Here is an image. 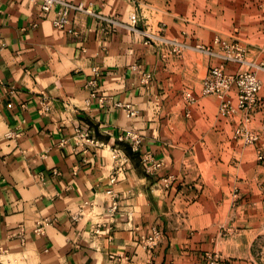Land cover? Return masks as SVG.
Masks as SVG:
<instances>
[{
	"label": "crops",
	"instance_id": "0c3cea01",
	"mask_svg": "<svg viewBox=\"0 0 264 264\" xmlns=\"http://www.w3.org/2000/svg\"><path fill=\"white\" fill-rule=\"evenodd\" d=\"M67 1L122 23L134 16L138 27L190 45L231 39L205 21L209 9L224 7L220 0ZM261 1L245 8L250 24L264 25ZM54 9L41 17L40 0H0V264H203L204 252L219 253L221 264H262L255 247L264 237V73L248 124L258 138L247 144L234 137L239 115L220 114L216 97L200 96L220 60L192 49L170 53L79 11L70 13V33L52 26ZM248 39L250 53L263 55L264 39ZM93 67L97 94L130 103L135 117L90 96ZM143 73L151 75L147 83ZM186 91L195 102L184 100ZM229 97L235 102L234 88ZM77 128L96 145L78 144ZM125 129L141 136L137 152L120 141ZM8 131L18 136L7 138ZM113 149L126 160L118 169ZM145 153L162 161L157 174H146ZM82 205L83 216L72 220ZM42 217L56 222L36 234ZM152 226L161 239L147 252L140 238Z\"/></svg>",
	"mask_w": 264,
	"mask_h": 264
},
{
	"label": "built area",
	"instance_id": "2783aa9c",
	"mask_svg": "<svg viewBox=\"0 0 264 264\" xmlns=\"http://www.w3.org/2000/svg\"><path fill=\"white\" fill-rule=\"evenodd\" d=\"M260 7L264 9V0L261 1ZM53 9V16L51 17L52 26L57 29L67 30L70 33H75V30L71 26L72 23L70 13L79 11L87 13L99 21L106 22L114 27H122L134 34H139L143 38V42L145 44L161 43L168 48L170 53L180 54L185 49H192L217 58L220 62L211 66L201 81L200 96L216 97L218 100V111L220 114L239 115L240 121L234 130L235 138H239L247 144L253 143L257 140L258 134L251 130L248 127V124L258 104V94L262 87V80L258 73H264V61L248 60L246 57L245 47L236 39H221L219 37H214L211 45H190L182 41L166 38L160 32H153L151 30L138 27L134 16L130 18L129 23H122L115 19L99 15L82 3L75 4L67 0H40L41 17H46ZM215 46L217 49H215ZM226 63L236 64L237 69L232 72H228L225 69ZM92 70L93 76L86 82V88L89 90L90 96L92 98H96L98 105L100 107L112 106L120 108L124 111L127 117H135L137 115V110H135L130 103H122L116 100L114 101L111 97L97 94L100 72L97 67H93ZM150 77V73H143L141 81L147 83ZM232 88L235 90V102H232L229 97V92ZM183 98L187 103H193L196 101V97L187 91L183 92ZM49 111L50 102L46 97H42L40 102V112L47 113ZM16 136H18V132L8 131L5 133V137L7 138ZM119 139L120 141H127L130 149L133 152H137L140 148L142 138L134 130L125 129ZM74 140L78 144L96 145L97 143V141L94 140L88 132L79 130L78 128L75 129ZM112 152L114 167L118 169L123 166L126 160L123 159L120 161L121 156L116 149H113ZM258 157L260 158V156ZM143 159L147 163L144 168L146 174H157L163 167L162 161L153 160L152 156L148 153L143 155ZM173 179L172 175L163 177L160 179L161 185L163 187H168ZM110 182H115V176L111 177ZM111 196L108 214L113 217L117 210L118 203L116 197L113 196V193ZM84 212V206L82 205L71 214L72 220L78 221L80 217L83 216ZM55 222V218H39L35 221L33 232L36 234H43L46 227ZM97 232L98 228L94 230V233ZM160 239V231L157 227L152 226L151 232L140 238V244L144 250L151 252L158 246ZM109 257L115 258L117 256L110 255ZM221 260L222 258L220 254L216 252H204L202 255L203 264H221Z\"/></svg>",
	"mask_w": 264,
	"mask_h": 264
},
{
	"label": "rangeland",
	"instance_id": "374dc122",
	"mask_svg": "<svg viewBox=\"0 0 264 264\" xmlns=\"http://www.w3.org/2000/svg\"><path fill=\"white\" fill-rule=\"evenodd\" d=\"M196 1H202V0H196ZM249 1L251 0H220L219 4L224 5L222 9H209V18L205 21L208 22H214L215 24V31L216 33L221 34V36L225 38H233L236 39L238 42H240L246 50V57L248 60L252 61H260L264 58L263 55H259L255 53L253 55L250 53V50H252L254 47L251 45L248 38L251 35H255L257 39L263 40L264 39V25H261L262 22L258 24H250V21L248 17L249 15V9H245L247 7V4H249ZM240 4V5H239ZM233 6V7H232ZM238 8H241L237 10ZM196 10H193V13ZM207 9H202L200 11L201 13H205ZM216 12H221L222 16L224 18L218 17V14ZM231 17L230 21L229 17ZM253 15V13H252ZM229 16V17H228ZM255 16V12L254 15ZM237 22V23H236ZM240 23V24H239ZM264 44V42L262 41ZM259 50V49H258ZM254 114V113H253ZM253 117V116H252ZM232 194H237V191H233ZM255 253L258 258H261L260 262L264 263V237L260 240V242L255 247Z\"/></svg>",
	"mask_w": 264,
	"mask_h": 264
}]
</instances>
